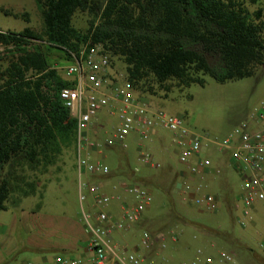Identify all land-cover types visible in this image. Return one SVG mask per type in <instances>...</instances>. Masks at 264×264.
Returning <instances> with one entry per match:
<instances>
[{"label": "rangeland", "instance_id": "rangeland-1", "mask_svg": "<svg viewBox=\"0 0 264 264\" xmlns=\"http://www.w3.org/2000/svg\"><path fill=\"white\" fill-rule=\"evenodd\" d=\"M249 7L251 11L257 9L252 4ZM91 20L88 13H77L73 24L86 31ZM43 28L40 10L33 0H0V31L19 33L31 29L42 33ZM0 59V69L3 70L9 54L1 46ZM49 62L65 78L62 69L68 62L63 59V53L52 49ZM209 62L216 64V60L210 57ZM114 70L125 79L128 67L117 60ZM204 78L205 86L184 87L177 80L164 85L152 84V89L143 96L153 109L182 118L190 129L213 140H225L242 123L252 122L256 109L264 101V66L250 78L225 84L209 76ZM103 112L98 115V120L104 125L102 142L112 138L120 124L116 115L109 116ZM161 130L164 145L174 150L170 132ZM125 143L127 149L115 144L93 161H102L112 171L119 169V175L128 176V171L132 170L134 178L124 177L122 181L144 186L152 197V204L143 214L142 219L146 221L143 227L133 225L128 232L114 234L117 251L141 257L145 249L142 239L147 231L154 236L174 234L177 237L175 242L167 240L159 257L156 252L158 246L149 250L147 258L154 259V264H234L221 262L223 253L232 254L236 264H264L263 208L258 204L251 212L252 220H248L246 225L241 224L244 212L243 204L239 202L242 182L232 169H225L224 184L209 182L205 194L215 196L219 203L217 210L209 211L183 194V179H179L177 173L183 166L177 155L173 154L170 162L177 170L171 167L155 170L140 161V151L150 154L161 152V145L153 140L143 141L135 134L129 135ZM207 157L214 164L223 159L217 150ZM76 161L75 139L73 147L64 150L56 164L47 170L14 166L12 182L25 187L24 182L35 181L37 191L27 198L19 192L12 194L6 204L8 210L0 211V264H38L42 255L82 254L80 251L63 253L57 248L75 240L83 244L90 240L83 211L88 214L94 211L93 202L97 194L88 187L80 188ZM9 170L10 167L6 168V173ZM122 181L115 176L102 180L100 193L110 197L122 194L120 196L125 197L128 206L133 207L135 199L124 190L105 191V188H112L113 184L118 185ZM80 194L85 198L82 203ZM114 201L116 199L112 203ZM131 237L133 239L129 242Z\"/></svg>", "mask_w": 264, "mask_h": 264}, {"label": "trees", "instance_id": "trees-1", "mask_svg": "<svg viewBox=\"0 0 264 264\" xmlns=\"http://www.w3.org/2000/svg\"><path fill=\"white\" fill-rule=\"evenodd\" d=\"M33 1L42 33L0 31V46L9 54L0 69V211L8 210L12 194L27 198L37 191L35 181L25 187L12 182L14 166L47 170L75 144L76 121L60 98L73 83L50 64L52 49L70 62L86 46H101L113 68L117 60L128 67L125 80L141 96L152 84L205 86V76L225 84L264 66V1ZM77 13L92 17L86 31L74 26ZM132 173L126 177L133 179Z\"/></svg>", "mask_w": 264, "mask_h": 264}, {"label": "built area", "instance_id": "built-area-1", "mask_svg": "<svg viewBox=\"0 0 264 264\" xmlns=\"http://www.w3.org/2000/svg\"><path fill=\"white\" fill-rule=\"evenodd\" d=\"M62 70L66 80L73 83L60 91V98L77 125L79 186L88 187L97 194L93 202L94 211L89 214L83 211L86 231L90 235L87 248L91 264H145V259L139 256L117 251L114 234L128 232L133 225L141 222L145 210L152 204L151 195L142 185L126 182L114 185V191L122 189L136 202L133 207L123 205L120 217L115 218L108 212L114 197L100 193L102 180L109 179L112 171L102 161L92 159L93 154L104 155L115 144L127 149L125 142L131 134L149 141L158 129L170 132V141L183 166L180 174L183 194L209 211L217 210L219 203L215 196L205 194L207 180L211 176H221L223 169L214 166L207 154L219 151L225 165L242 182L239 202L243 204L244 212L241 224L246 225L248 220H252L251 212L258 204L264 213V101L256 109L252 122L242 123L225 140H213L187 127L182 118L153 109L144 96L115 72L101 46H86L79 56L71 54V61ZM105 110L109 116L116 115L120 124L112 138L100 142L93 140L90 133L98 123V115ZM139 159L148 168L159 170L163 167L149 152L141 150ZM80 201H85L81 194ZM168 239L177 241L174 234L154 236L146 231L142 245L146 250L156 246L163 249ZM221 262L236 264L234 256L227 253L221 255ZM38 264H83V261L57 257L53 262Z\"/></svg>", "mask_w": 264, "mask_h": 264}, {"label": "crops", "instance_id": "crops-1", "mask_svg": "<svg viewBox=\"0 0 264 264\" xmlns=\"http://www.w3.org/2000/svg\"><path fill=\"white\" fill-rule=\"evenodd\" d=\"M144 99H146V98L144 97ZM146 100H148V99H146ZM147 102L149 104H151L149 102V100ZM103 113L108 115L106 110ZM103 129H104L103 123L98 120V123L94 127V131L90 133V137L93 140L102 142L103 135H102L101 131ZM161 131H162L161 129L156 130L154 136L152 137V140H153V142H157L159 145H161L163 150L161 152L154 151L152 153V155L154 156V158L157 161H159L163 165V167H166V168L167 167H171L174 170L175 168L171 165L172 163H170V162L172 160L171 157L173 156V154L176 155V150H175V148H174V150H171V149H169L168 147H166L164 145V140L165 139H164V137H162ZM170 138H171V134H170ZM97 155L98 154H93L92 155V159L94 160ZM222 161L223 160L221 159L219 162L214 164V166L221 167L223 169L222 175L219 176V177H215V176L209 177L208 180H207L208 184H209V182L217 183V184L218 183L224 184L223 176L225 175V169H227L228 167L225 165L224 161H223V163H222ZM175 170H177V169H175ZM182 170H177L178 171L177 173H179V177H178L179 179H181L180 174H181ZM118 171H119V169H117L116 171H112L111 177H113V176L118 177L119 181H122L123 180L122 178L126 177V175H124L123 173H121L119 175ZM122 182H124V181H122ZM113 185H112V188L110 186L108 188H105V191L110 193L111 189L113 190ZM119 191H120V189H119ZM120 195H122V194H120ZM120 195L114 196V199H116V201L111 203V206L108 208V212H110L115 218H119L120 217L122 206L123 205H128L127 200L125 199V197L120 196ZM145 223H146V221H144L142 219L141 222L135 224L134 226H136V228H141V227L144 226ZM132 239H133L132 237L129 238V242H131ZM78 241L79 240H75L74 243L71 242V243L65 244L63 246H58L57 248L63 253H72V252L80 251L82 253L81 255H79V256H75V255L69 256V255H63V254L62 255H51V256L42 255V258L40 259L39 262L40 263L41 262H45V261L46 262H53L54 259L57 258V257H68V258H74V259H81L83 261V264H90L91 262L89 261V257L91 256V254H90V252H88V248H87L88 244H83L82 242H78ZM156 252H157V256L159 257L160 256V248ZM148 253H149V250L144 249L143 252H142V255H141V258L145 259V264L155 263L154 259L150 260L149 258H147V254Z\"/></svg>", "mask_w": 264, "mask_h": 264}]
</instances>
